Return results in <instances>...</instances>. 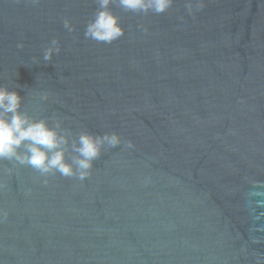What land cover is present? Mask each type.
I'll use <instances>...</instances> for the list:
<instances>
[{"label": "water", "instance_id": "water-1", "mask_svg": "<svg viewBox=\"0 0 264 264\" xmlns=\"http://www.w3.org/2000/svg\"><path fill=\"white\" fill-rule=\"evenodd\" d=\"M186 4L114 3L109 44L84 35L96 0H0L21 111L59 125L68 163L82 132L122 141L84 180L0 160V264H264V0Z\"/></svg>", "mask_w": 264, "mask_h": 264}, {"label": "clouds", "instance_id": "clouds-1", "mask_svg": "<svg viewBox=\"0 0 264 264\" xmlns=\"http://www.w3.org/2000/svg\"><path fill=\"white\" fill-rule=\"evenodd\" d=\"M33 3H39V0H33ZM96 3L97 11L88 22L84 35L97 42L110 44L124 35L120 17L111 10V5L115 3L132 12L147 13L151 10L161 14L172 6L174 0H96ZM186 6L191 13L194 8H203L204 0H187ZM64 27L69 32L74 30L68 19L64 20ZM18 47L22 48L23 44H18ZM60 50L59 41L52 39L50 46L44 50L43 59L50 61L53 54ZM22 100L18 92L0 86V160H15L35 168L42 175L58 172L65 177L78 176L84 180L90 175L93 161L101 155L102 148L105 145L116 147L122 142L115 133L93 136L82 132L74 144L78 155L74 157L73 163H68L64 148L68 140L57 131L59 125L50 127L44 119L30 118L21 111ZM127 144L130 148L134 146L131 141ZM22 147L23 152L20 151Z\"/></svg>", "mask_w": 264, "mask_h": 264}]
</instances>
